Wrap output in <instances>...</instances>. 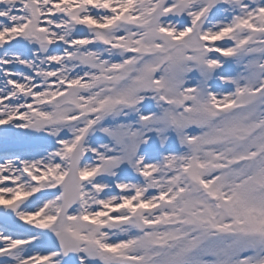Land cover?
Here are the masks:
<instances>
[{"label": "snow or ice", "instance_id": "6c2138e0", "mask_svg": "<svg viewBox=\"0 0 264 264\" xmlns=\"http://www.w3.org/2000/svg\"><path fill=\"white\" fill-rule=\"evenodd\" d=\"M0 264H264V0H0Z\"/></svg>", "mask_w": 264, "mask_h": 264}, {"label": "rangeland", "instance_id": "374dc122", "mask_svg": "<svg viewBox=\"0 0 264 264\" xmlns=\"http://www.w3.org/2000/svg\"><path fill=\"white\" fill-rule=\"evenodd\" d=\"M37 195H40V194H37Z\"/></svg>", "mask_w": 264, "mask_h": 264}]
</instances>
